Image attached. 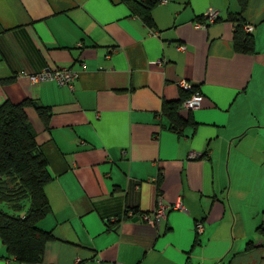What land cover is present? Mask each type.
<instances>
[{
    "label": "crops",
    "instance_id": "0c3cea01",
    "mask_svg": "<svg viewBox=\"0 0 264 264\" xmlns=\"http://www.w3.org/2000/svg\"><path fill=\"white\" fill-rule=\"evenodd\" d=\"M207 9L219 16L202 27ZM239 11L238 0H168L148 26L121 0H0V104L28 98L51 113L46 127L25 110L52 176L36 225L54 238L39 264H264V0L241 13L253 54L233 48ZM47 68L77 76L26 77ZM180 80L203 98L179 106L194 125L177 134L162 103ZM158 193L185 210L155 228L138 214ZM0 264H20L2 243Z\"/></svg>",
    "mask_w": 264,
    "mask_h": 264
},
{
    "label": "trees",
    "instance_id": "16d2710c",
    "mask_svg": "<svg viewBox=\"0 0 264 264\" xmlns=\"http://www.w3.org/2000/svg\"><path fill=\"white\" fill-rule=\"evenodd\" d=\"M121 1L148 26L152 25L150 11L158 5L156 0ZM238 3L240 11L229 19L235 24L233 48L241 54H253L254 38L244 30L246 22L241 16L246 0H238ZM197 90L192 84L190 91L180 88L179 98L162 103V113L169 119L171 131L181 134L185 125H194L191 114L188 112L183 117L178 109ZM28 107L36 111L47 127L51 116L49 107L28 98L17 103L5 100L0 104V242L8 256L18 263L39 264L43 261L45 243L54 238L51 231H43L36 225L50 211L44 187L52 176L35 140V131L25 111ZM258 229L264 233L262 226Z\"/></svg>",
    "mask_w": 264,
    "mask_h": 264
},
{
    "label": "built area",
    "instance_id": "2783aa9c",
    "mask_svg": "<svg viewBox=\"0 0 264 264\" xmlns=\"http://www.w3.org/2000/svg\"><path fill=\"white\" fill-rule=\"evenodd\" d=\"M158 4H166L168 0H156ZM218 13L214 9H207L204 14V23H202V27H205L209 23H213L218 18ZM244 30L248 33H252L253 26L250 24L244 25ZM183 50V47H180ZM77 76V73L70 68H53V69H44L37 73H29L26 74V77L31 83H40L44 81H55L58 85H67L69 86L74 78ZM179 87L190 91L191 85L185 81L180 80L178 83ZM202 95L197 90L193 92L187 99H185L180 104V109L193 111L200 108ZM201 154L197 152H192L190 157H199ZM169 210H182L184 211L185 208L183 204L176 200L174 203H164L162 201L161 196H157L156 198V206L151 212H143L138 214V218L141 219L144 223L150 225L151 227H158L160 226L161 221L165 218L166 213ZM129 217H132L135 213L133 211L127 212ZM195 229L197 232L202 231V223L196 222ZM117 264H124V263H117Z\"/></svg>",
    "mask_w": 264,
    "mask_h": 264
},
{
    "label": "rangeland",
    "instance_id": "374dc122",
    "mask_svg": "<svg viewBox=\"0 0 264 264\" xmlns=\"http://www.w3.org/2000/svg\"><path fill=\"white\" fill-rule=\"evenodd\" d=\"M1 243V242H0Z\"/></svg>",
    "mask_w": 264,
    "mask_h": 264
}]
</instances>
